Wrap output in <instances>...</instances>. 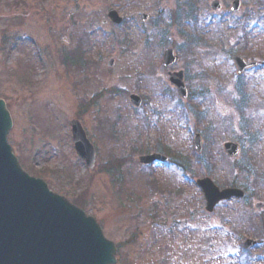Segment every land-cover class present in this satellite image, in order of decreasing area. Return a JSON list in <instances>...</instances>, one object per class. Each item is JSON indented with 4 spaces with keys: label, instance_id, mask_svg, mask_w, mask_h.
I'll list each match as a JSON object with an SVG mask.
<instances>
[{
    "label": "rangeland",
    "instance_id": "374dc122",
    "mask_svg": "<svg viewBox=\"0 0 264 264\" xmlns=\"http://www.w3.org/2000/svg\"><path fill=\"white\" fill-rule=\"evenodd\" d=\"M213 1L0 0V99L14 122L9 144L31 176L99 222L119 247L117 264H236L234 252L247 239L259 241L264 187L254 175L264 170V0H240L236 12L235 0H220L217 11ZM111 8L123 25L108 18ZM82 37L87 61L78 68L70 52ZM168 49L179 62L166 68ZM236 56L258 68L238 77ZM180 71L188 100L169 81L168 73ZM73 120L96 148L93 170L75 151ZM196 135L204 142L200 156ZM159 142L170 155L157 150ZM226 143L239 144L236 163L253 170L247 185ZM150 154L170 162L177 154L187 169L142 166L139 158ZM204 178L220 189L235 180L246 196L209 213L197 186ZM214 239L230 245L219 251ZM252 252L255 264H264V239Z\"/></svg>",
    "mask_w": 264,
    "mask_h": 264
},
{
    "label": "water",
    "instance_id": "95a60500",
    "mask_svg": "<svg viewBox=\"0 0 264 264\" xmlns=\"http://www.w3.org/2000/svg\"><path fill=\"white\" fill-rule=\"evenodd\" d=\"M218 6V2L213 3V9ZM238 8L239 1H236L234 10ZM108 17L116 25L123 22L114 9H110ZM233 60L239 75L257 66L238 57ZM178 61L174 50L165 52V67ZM109 66L113 67L114 61ZM169 76L171 85L183 99H187L184 73H169ZM131 101L140 107L139 97L131 96ZM12 128L13 120L6 102L0 100V264H116L117 248L105 238L97 220L87 216L66 198L53 193L45 181L30 176L22 168L9 145L8 136ZM71 131L77 155L86 162L89 170H93L96 151L81 123L73 120ZM195 146L200 154L202 140L199 135ZM224 149L230 158L239 156L237 144L227 143ZM156 161L167 162V158L161 155L140 158L142 165ZM197 185L203 190L209 213L221 202L245 197L244 192L238 189L220 190L209 178L199 180ZM254 245L255 242L247 241L244 246L250 249Z\"/></svg>",
    "mask_w": 264,
    "mask_h": 264
},
{
    "label": "trees",
    "instance_id": "16d2710c",
    "mask_svg": "<svg viewBox=\"0 0 264 264\" xmlns=\"http://www.w3.org/2000/svg\"><path fill=\"white\" fill-rule=\"evenodd\" d=\"M85 44H86V40L83 41V37H82L80 39V42H79L78 46H76V48L73 51L70 52V58H71V61H72V64L69 63L70 65H73L74 64V61H75L76 64H74V66L77 65L78 68H80V67L82 68L84 65L86 66V61L87 60L85 59V57H86V46H85ZM72 56H73V58H72ZM87 63L90 64L91 62L89 61ZM246 134L248 135L250 133H246ZM157 150L158 151H161L162 150V148H161L160 145L157 146ZM170 151L169 150H166L164 152L166 154L170 155ZM254 160H256V162L258 161L256 158ZM171 163H172V165L177 166V167L181 168L182 170H184V168L187 169V167L184 165L186 163L184 162V164H182V161L178 159L177 154L172 156ZM233 163H234V165L232 166L233 171H235L234 169L237 166H241L240 169L243 170L242 172L246 176V178L243 179V182L247 185V183L250 182V180H251L250 177H252L254 175L253 174V170H251L250 167H249V165H247V164L244 165V169H242L243 168L242 165L236 163V161L233 162ZM211 164H213V163H211ZM114 167L121 168V164L119 162H115L114 163ZM263 171L264 170L261 168V172L262 173L259 172L258 174L254 175L255 178H256L255 179V182L260 186V188L264 187V173H263ZM256 172H257V170H256ZM232 187H236V181L235 180L232 182ZM77 205L78 206H81L79 204H77ZM233 218L235 220L238 217L236 218L235 216H233ZM262 220L264 221V217H263ZM222 229L225 230L224 228H222ZM232 229H233V234L237 235L238 234V229L237 228H232ZM221 232H225V231H221ZM255 232L256 233L254 235L260 240V244H261V242L264 239V227H263V229L261 228L259 230L258 229H255ZM260 257H264V252H261L260 253ZM255 258H256V256H254V255L252 256V255H249V254H245L243 252L240 253V254L239 253H234L233 261L235 260L236 261V264H255L256 261L255 262L253 261V260H255Z\"/></svg>",
    "mask_w": 264,
    "mask_h": 264
},
{
    "label": "flooded vegetation",
    "instance_id": "af4514ba",
    "mask_svg": "<svg viewBox=\"0 0 264 264\" xmlns=\"http://www.w3.org/2000/svg\"><path fill=\"white\" fill-rule=\"evenodd\" d=\"M218 1H220V0H218Z\"/></svg>",
    "mask_w": 264,
    "mask_h": 264
}]
</instances>
